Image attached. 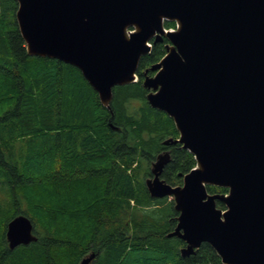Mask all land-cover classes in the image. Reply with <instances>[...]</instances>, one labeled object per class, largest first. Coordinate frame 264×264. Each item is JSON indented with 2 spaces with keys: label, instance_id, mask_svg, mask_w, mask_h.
<instances>
[{
  "label": "water",
  "instance_id": "water-1",
  "mask_svg": "<svg viewBox=\"0 0 264 264\" xmlns=\"http://www.w3.org/2000/svg\"><path fill=\"white\" fill-rule=\"evenodd\" d=\"M15 1L28 55L77 68L109 111L113 88L137 81L141 57L168 40L142 86L178 132L163 145L180 144L196 164L172 186L161 178L170 154L160 153L146 189L173 200L177 223L167 237L185 243L182 257L207 243L221 264H264V0ZM36 240L29 217L7 223L10 249Z\"/></svg>",
  "mask_w": 264,
  "mask_h": 264
},
{
  "label": "trees",
  "instance_id": "trees-1",
  "mask_svg": "<svg viewBox=\"0 0 264 264\" xmlns=\"http://www.w3.org/2000/svg\"><path fill=\"white\" fill-rule=\"evenodd\" d=\"M16 9L0 0V264H79L90 253L92 264H221L207 243L181 256L185 243L167 237L173 200L145 186L160 153L170 154L161 178L172 186L196 164L180 144L163 145L178 132L142 86L167 41L141 57L137 81L113 88L109 111L77 68L28 55ZM20 214L37 240L10 249L7 223Z\"/></svg>",
  "mask_w": 264,
  "mask_h": 264
},
{
  "label": "flooded vegetation",
  "instance_id": "flooded-vegetation-1",
  "mask_svg": "<svg viewBox=\"0 0 264 264\" xmlns=\"http://www.w3.org/2000/svg\"><path fill=\"white\" fill-rule=\"evenodd\" d=\"M175 28V26H171V27H166V29H174ZM163 41H167L166 42V44L168 43V40L167 39H163ZM163 41L162 42H160V43H163ZM147 74H148V72H147ZM149 75V74H148ZM152 75H153V73H152ZM182 184V183H181ZM180 184V185H181ZM211 194H214V193H211ZM218 202V201H217Z\"/></svg>",
  "mask_w": 264,
  "mask_h": 264
}]
</instances>
